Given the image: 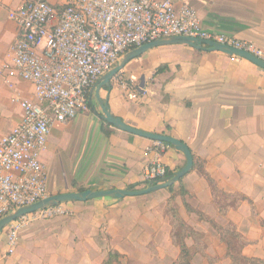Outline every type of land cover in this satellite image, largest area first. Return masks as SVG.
<instances>
[{"label": "crops", "instance_id": "obj_1", "mask_svg": "<svg viewBox=\"0 0 264 264\" xmlns=\"http://www.w3.org/2000/svg\"><path fill=\"white\" fill-rule=\"evenodd\" d=\"M171 1L176 8L194 7L204 28L264 50V0ZM22 2L0 0V140L23 116L13 97L33 96L30 82L19 80L15 88L5 82L19 32L10 12ZM204 47L159 45L129 61L110 87L99 89L100 77L90 91V111L56 123L41 159L48 170L49 195L136 190L144 184L157 142L114 126L110 135L104 134L100 97L125 123L185 142L222 192L244 197L237 206L222 212L221 196H214L206 176L194 168L182 182L185 196L176 183L173 192L164 188L141 196L64 202L69 214L26 224L12 253L10 223L0 234V264H104L111 249L124 258L151 262L159 256L172 264L180 256L168 213L172 195L178 215L206 244L199 252L193 239L186 238L194 264H231L227 245L196 211L221 225L233 223L249 241L244 255L264 259V68ZM162 160L172 172L186 164L185 155L171 146Z\"/></svg>", "mask_w": 264, "mask_h": 264}, {"label": "built area", "instance_id": "obj_2", "mask_svg": "<svg viewBox=\"0 0 264 264\" xmlns=\"http://www.w3.org/2000/svg\"><path fill=\"white\" fill-rule=\"evenodd\" d=\"M10 18L19 32L5 82L12 88L19 80L30 82L33 96L13 97L23 116L0 140V219L49 195L41 156L48 149L52 127L89 112L91 89L129 50L162 37L188 36L264 60V50L256 44L204 28L194 7L176 8L171 0H23ZM156 142V157L145 168L144 184L168 176L162 155L170 145ZM69 213L60 203L13 221L10 252L26 224Z\"/></svg>", "mask_w": 264, "mask_h": 264}, {"label": "water", "instance_id": "obj_3", "mask_svg": "<svg viewBox=\"0 0 264 264\" xmlns=\"http://www.w3.org/2000/svg\"><path fill=\"white\" fill-rule=\"evenodd\" d=\"M189 44L195 48L203 49L205 48L204 45H208L209 50H217L224 52L228 55H238L243 58H247L254 62L255 64L259 65L260 67L264 68V60L251 54L247 51L236 49L230 47L228 45L220 44L211 40H204L200 38L188 37V36H172V37H163L151 42L145 43L139 47L133 48L126 52L122 59L108 72H106L100 79L98 88H103L105 86H111V80L119 73V71L132 59L141 56L147 50L164 44ZM144 86V85H143ZM100 103L103 106L104 111V120L107 121L110 125L135 134L145 138H149L154 141L164 142L170 145H173L177 150L181 151L186 157V164L181 169L173 172L171 175L166 176L159 182L150 183L147 187L142 189L130 190V189H107V190H91L86 189L83 191H76V192H67V193H59L55 195H49L46 198L39 200L38 202L23 206L20 208L15 209L13 212L7 214L6 216L0 219V234L2 230L12 223L13 221L17 220L18 218L35 212L40 209H44L48 206H55L60 203L69 202V201H87L94 198L99 197H115V198H124L126 196H141L145 195L160 189L168 188L176 183L179 180L190 173L194 168V156L190 149V147L183 142L173 136L166 135V134H158V133H151L146 132L144 130H140L135 128L127 123H125L121 118L114 116L110 109H108L106 103L99 97Z\"/></svg>", "mask_w": 264, "mask_h": 264}, {"label": "trees", "instance_id": "obj_4", "mask_svg": "<svg viewBox=\"0 0 264 264\" xmlns=\"http://www.w3.org/2000/svg\"><path fill=\"white\" fill-rule=\"evenodd\" d=\"M91 105V104H90ZM111 126L107 121L104 119L102 120V132L106 135H110L112 133ZM170 145V144H169ZM171 147H174L173 145H170ZM194 168L200 169V171L206 176L207 180L209 181L214 196H223L225 198V202L219 201V204L221 206V211L226 212L230 207H236L237 203L243 199L244 197L240 194H228L225 192H222L215 180L205 171L204 169V163L200 162L195 156H194ZM193 168V169H194ZM173 172L168 170L167 175H171ZM184 177H182L179 180L180 185V194L182 196H185L188 192L187 190L182 186ZM143 188L147 187L148 184H143ZM176 184L168 187L169 190L172 192L174 191V187ZM173 201V195L172 198H170L169 206L172 205ZM174 213L176 216H178L177 208H173ZM201 219L209 222L219 233L221 240L227 245V256L231 259V264H264V259L257 258V257H249L244 255L243 248L249 243V241L238 231L237 227L233 223H228L226 225H221L217 222H215L212 218H209L208 216H205L203 213L196 211ZM181 220V219H180ZM181 224L179 227L182 229L181 238H178L180 234H177L173 231L172 237L174 239V243L180 247V256L178 257V260L174 262V264H192V256L194 255L191 248L187 245L186 238L189 236V232L187 230H191L190 226L187 225L184 221L180 222ZM175 228V225H174ZM179 231V230H178ZM194 231V230H192ZM239 243V244H238ZM122 255L116 251V250H109L108 256L104 261V264H129L122 262Z\"/></svg>", "mask_w": 264, "mask_h": 264}, {"label": "rangeland", "instance_id": "obj_5", "mask_svg": "<svg viewBox=\"0 0 264 264\" xmlns=\"http://www.w3.org/2000/svg\"><path fill=\"white\" fill-rule=\"evenodd\" d=\"M143 186L139 187L138 189H142ZM179 194H180V191H179ZM181 195V194H180ZM221 200L223 202H225V198L221 195ZM173 208H176V206L172 203L171 206H169L168 208V213H169V216H170V219L171 221L174 223L175 225V228L173 229L174 232H176L177 234H180V232L182 233V229L179 227V225L181 224L180 222L181 221H184L182 219V217H180V215L176 216L175 213H174V209ZM178 211V210H177ZM57 217H60V216H57ZM57 217H54V218H57ZM52 219V218H51ZM181 219V220H180ZM188 225V224H187ZM190 226V225H189ZM190 229L191 230H187V232H189V237H191L193 239V242H195L196 245H194L193 247H195L197 249V251L199 252H203L204 251V248L206 247V244L205 242L203 241V235L200 233V232H195V231H192V227L190 226ZM179 230V231H178ZM20 232V231H19ZM178 238H181V234L180 236H178ZM239 244V243H238ZM191 250H193L191 248ZM194 254V253H193ZM211 259V258H210ZM149 260V263H147ZM178 260V259H177ZM176 260V261H177ZM194 261H195V258H194V255L192 256V264H194ZM213 261L215 262L216 261V258H212L211 259V262L213 263ZM122 262L123 263H127L129 262V264H168V262H166L164 260V258L162 257H159V256H156L154 257V259L150 262V258H142V257H122ZM165 262V263H164ZM175 262V261H174ZM174 262L172 264H174Z\"/></svg>", "mask_w": 264, "mask_h": 264}]
</instances>
